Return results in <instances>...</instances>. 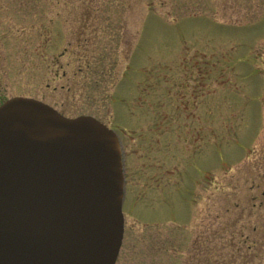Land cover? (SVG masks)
Segmentation results:
<instances>
[{
  "label": "rangeland",
  "instance_id": "374dc122",
  "mask_svg": "<svg viewBox=\"0 0 264 264\" xmlns=\"http://www.w3.org/2000/svg\"><path fill=\"white\" fill-rule=\"evenodd\" d=\"M121 137L116 264H264V0H0V104Z\"/></svg>",
  "mask_w": 264,
  "mask_h": 264
},
{
  "label": "water",
  "instance_id": "95a60500",
  "mask_svg": "<svg viewBox=\"0 0 264 264\" xmlns=\"http://www.w3.org/2000/svg\"><path fill=\"white\" fill-rule=\"evenodd\" d=\"M125 185L120 138L96 118L0 105V264H116Z\"/></svg>",
  "mask_w": 264,
  "mask_h": 264
}]
</instances>
